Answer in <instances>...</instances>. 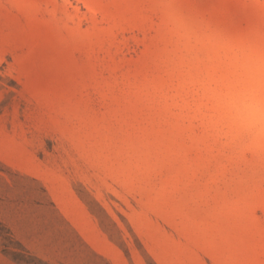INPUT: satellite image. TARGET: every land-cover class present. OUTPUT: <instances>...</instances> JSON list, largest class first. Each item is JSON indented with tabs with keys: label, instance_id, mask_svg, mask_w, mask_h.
<instances>
[{
	"label": "rangeland",
	"instance_id": "rangeland-1",
	"mask_svg": "<svg viewBox=\"0 0 264 264\" xmlns=\"http://www.w3.org/2000/svg\"><path fill=\"white\" fill-rule=\"evenodd\" d=\"M0 264H264V0H0Z\"/></svg>",
	"mask_w": 264,
	"mask_h": 264
}]
</instances>
